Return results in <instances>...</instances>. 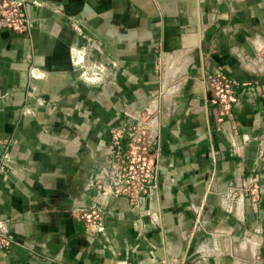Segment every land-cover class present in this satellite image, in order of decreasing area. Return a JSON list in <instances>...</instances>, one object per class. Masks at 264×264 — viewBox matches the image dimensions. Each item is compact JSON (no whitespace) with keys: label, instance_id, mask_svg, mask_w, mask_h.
I'll use <instances>...</instances> for the list:
<instances>
[{"label":"crops","instance_id":"0c3cea01","mask_svg":"<svg viewBox=\"0 0 264 264\" xmlns=\"http://www.w3.org/2000/svg\"><path fill=\"white\" fill-rule=\"evenodd\" d=\"M26 1L30 32L0 31V219H29L14 227L0 264L264 261V68L243 62L264 41V0ZM91 40L95 58L114 66L100 87L76 79V55ZM178 54V88L161 100L173 113L158 192L136 206L102 198L107 228L91 237L70 214L97 197L89 169L123 111H142L160 94L167 59ZM218 68L248 83L233 108L237 123L220 128L202 82ZM211 179L217 192L208 191ZM255 182L257 204L247 195L240 216L224 211L229 185Z\"/></svg>","mask_w":264,"mask_h":264},{"label":"built area","instance_id":"2783aa9c","mask_svg":"<svg viewBox=\"0 0 264 264\" xmlns=\"http://www.w3.org/2000/svg\"><path fill=\"white\" fill-rule=\"evenodd\" d=\"M26 0H0V31L10 30L23 34L30 32L34 22L27 15ZM255 57L245 56L244 66L259 71L264 68V41L258 39L253 43ZM98 44L93 40L88 42L87 49L78 52L75 60L76 79L88 87H100L106 84L107 78L113 74L114 66H109L96 59L93 55ZM177 67V66H176ZM170 68L164 69L167 82L162 91L142 111L137 113L123 111L119 120L110 126L109 142L103 148L93 167L89 169L87 187L97 193L95 200L84 207H74L71 216L85 225L86 233L91 236L103 234L107 228L108 211L105 206V196L125 197L136 206L142 199L155 197L159 189V160L163 127L173 110L163 111L161 100L165 95L173 94L178 88V81L168 75ZM176 72L180 71V66ZM34 75V74H33ZM206 98L214 109L216 128L226 121L237 123L238 117L233 112L239 100L238 91L248 85L240 82L222 68L209 74L202 80ZM240 189L239 191H237ZM209 192H217L214 179L210 180ZM259 186L252 183L249 186L229 185L221 194V207L227 213L240 216L243 212V199L247 195H255L257 204ZM258 196V197H257ZM192 208L200 215L203 206L193 204ZM27 214L18 213L9 218L0 219V253L6 254L14 242V227L27 221ZM253 264H264L258 255Z\"/></svg>","mask_w":264,"mask_h":264},{"label":"bare ground","instance_id":"6f19581e","mask_svg":"<svg viewBox=\"0 0 264 264\" xmlns=\"http://www.w3.org/2000/svg\"><path fill=\"white\" fill-rule=\"evenodd\" d=\"M182 56V55H181ZM180 56V54L174 56V57H170V59H167L168 60V63H167V66L168 68H170L175 62L179 61L182 57ZM180 63V62H178ZM174 66V65H173ZM182 70V69H181ZM177 71V70H176ZM179 72H177L176 74H178ZM181 75V74H180Z\"/></svg>","mask_w":264,"mask_h":264},{"label":"rangeland","instance_id":"374dc122","mask_svg":"<svg viewBox=\"0 0 264 264\" xmlns=\"http://www.w3.org/2000/svg\"><path fill=\"white\" fill-rule=\"evenodd\" d=\"M165 69H167V68H165ZM180 69H181V66H180ZM171 71L169 72L170 74L168 75V77L169 78H172V74H173V76H175V74L177 73L176 72V70H177V67H175V66H172V69H170ZM178 71V70H177Z\"/></svg>","mask_w":264,"mask_h":264}]
</instances>
